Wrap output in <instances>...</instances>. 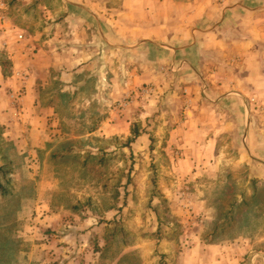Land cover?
Returning <instances> with one entry per match:
<instances>
[{
  "label": "rangeland",
  "instance_id": "obj_1",
  "mask_svg": "<svg viewBox=\"0 0 264 264\" xmlns=\"http://www.w3.org/2000/svg\"><path fill=\"white\" fill-rule=\"evenodd\" d=\"M124 1L0 0V66L11 76V56L21 50L57 73L68 58L108 68L112 50L115 79L124 83L123 72L142 71L147 45L126 50L106 40L155 35L125 27L116 33L113 16L88 12L95 2L103 14ZM118 18L125 24L131 16ZM85 85L63 133L47 141L17 142L0 124V264H264V131L248 150L251 163L210 168L195 162L197 145L171 140L165 122L181 121L185 109L157 99L156 84L114 103L128 123L112 136L99 133L109 105L87 102L95 82ZM110 86L106 81L103 90ZM59 87L48 85L44 96ZM253 120L264 127L263 112ZM229 146L237 154L241 144Z\"/></svg>",
  "mask_w": 264,
  "mask_h": 264
},
{
  "label": "crops",
  "instance_id": "obj_2",
  "mask_svg": "<svg viewBox=\"0 0 264 264\" xmlns=\"http://www.w3.org/2000/svg\"><path fill=\"white\" fill-rule=\"evenodd\" d=\"M90 9L94 19L104 14L113 16L108 20L116 33L125 27L126 31L155 35L144 36L143 42L130 41L129 36L125 43L110 37L106 40V46L126 50L147 45L141 50L142 71L127 70L123 72L124 83L117 82L116 63L110 62L116 54L110 50L109 69L97 66L96 60L68 58L56 66L64 69L57 73L41 60L26 58L20 50L11 56L15 66L11 76L0 66V124L6 136L27 143L28 137L44 142L51 135L62 134L67 126L64 121L70 118L68 112L90 79L95 82V91L87 102L96 106L98 101L99 110L109 105V117L99 133L104 128L103 135H117L128 118L126 111L123 118L119 116L114 103L131 96L137 86L154 83L158 86L157 99H168L185 109L181 121L165 123L172 126V141L191 144L194 150L197 145L195 162L219 169L221 165L233 168L255 160L248 150L253 149L252 144H259V131H264L263 121L258 126L253 120L255 112L264 114V0H125L103 14L100 2ZM120 15L131 18L124 24ZM139 15L141 18L135 19ZM99 26L101 33L102 24ZM26 62L35 64L34 69ZM106 81L111 85L109 91L103 90ZM54 83L60 87L45 97L44 89ZM20 90V97L11 98ZM130 108L133 104L127 110ZM235 139L241 144L237 154L229 146Z\"/></svg>",
  "mask_w": 264,
  "mask_h": 264
},
{
  "label": "built area",
  "instance_id": "obj_3",
  "mask_svg": "<svg viewBox=\"0 0 264 264\" xmlns=\"http://www.w3.org/2000/svg\"><path fill=\"white\" fill-rule=\"evenodd\" d=\"M4 22H6V19H5V17L0 13V24L1 23H4ZM18 37L19 38H23V34L22 33H20L19 35H18ZM153 89L152 88H147L146 89V92H151ZM22 93H23V91H21L20 93H18V94H13V98H18V97H20L21 95H22Z\"/></svg>",
  "mask_w": 264,
  "mask_h": 264
}]
</instances>
